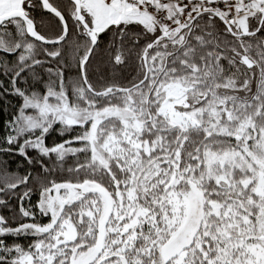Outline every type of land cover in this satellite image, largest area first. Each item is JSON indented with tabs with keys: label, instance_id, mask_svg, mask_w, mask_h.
<instances>
[{
	"label": "snow or ice",
	"instance_id": "6c2138e0",
	"mask_svg": "<svg viewBox=\"0 0 264 264\" xmlns=\"http://www.w3.org/2000/svg\"><path fill=\"white\" fill-rule=\"evenodd\" d=\"M0 264H264V0H0Z\"/></svg>",
	"mask_w": 264,
	"mask_h": 264
}]
</instances>
